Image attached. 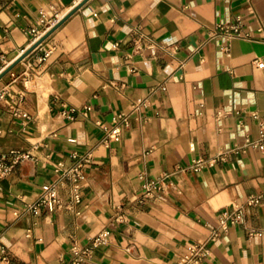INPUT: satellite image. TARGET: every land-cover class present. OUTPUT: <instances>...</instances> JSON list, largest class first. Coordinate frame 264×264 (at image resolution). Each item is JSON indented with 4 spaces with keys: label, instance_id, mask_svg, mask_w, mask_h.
I'll use <instances>...</instances> for the list:
<instances>
[{
    "label": "crops",
    "instance_id": "1",
    "mask_svg": "<svg viewBox=\"0 0 264 264\" xmlns=\"http://www.w3.org/2000/svg\"><path fill=\"white\" fill-rule=\"evenodd\" d=\"M81 1L0 0V66L31 46L44 15L62 18ZM238 14L252 37L233 39L228 54L210 27ZM261 22L264 0H88L1 78L9 93L0 101V151L33 157L0 178V242L9 255L0 264H75L73 246L104 228L109 241L81 264H178L237 205L244 219L210 241L203 264H264V199L248 203L264 195V149L244 146L264 120ZM71 108L75 118L64 113ZM121 110L130 124L108 146L102 124ZM75 151L94 154L80 202L56 170L73 165ZM223 152L200 171L191 166ZM164 177L166 187L143 200L146 179ZM47 182L71 207L28 209Z\"/></svg>",
    "mask_w": 264,
    "mask_h": 264
},
{
    "label": "built area",
    "instance_id": "2",
    "mask_svg": "<svg viewBox=\"0 0 264 264\" xmlns=\"http://www.w3.org/2000/svg\"><path fill=\"white\" fill-rule=\"evenodd\" d=\"M254 13V12H253ZM61 18L48 19L46 15L41 19V26L33 28L34 38L31 46L35 44L55 23ZM259 28L264 30V24L261 22ZM210 36L213 38H222L224 40L223 48L225 52L231 54L232 40L238 37L251 38L252 33L248 30L247 20L242 14H238L235 18H227L218 21L214 26L210 27ZM146 36L139 31L136 40V46L141 49L145 44ZM44 41L38 45L31 53L35 52L43 45ZM29 46V48L31 47ZM28 49V48H27ZM24 49L23 53L27 50ZM30 53V54H31ZM51 54V50L46 49L43 54L39 56L40 60H45ZM259 66L264 67V60L256 59ZM6 67L0 66V74ZM9 89L7 87L0 90V101L7 100ZM74 109H67L64 111L66 116L75 118ZM258 116V114H255ZM1 117V114H0ZM130 113L125 110L118 112L114 118L111 126H105L107 130V137L105 143L110 146L112 142L122 139L125 128L130 124ZM101 123V120H99ZM261 136L257 139L248 138L244 146H258L264 149V120L260 121ZM227 153H220L217 156L210 158L201 156L196 158L191 166L197 171L202 170L208 163H215L221 158H225ZM75 163L71 166H65L60 162L56 166V170L61 172L64 177L72 181V197L76 202L82 200V188L87 175V167L93 162L94 154L90 151L73 153ZM33 157L30 150L23 151L13 148L9 151H0V178L8 176L15 167L26 158ZM145 177V174H142ZM168 182L165 177L159 180L146 179L144 182L145 198L156 197L157 192L165 188ZM264 199L262 193L251 194L248 197V203L261 204ZM71 207V203L63 200L59 185L57 182H47L43 185L41 195L28 204V209L34 214H40L44 209L56 210ZM244 219V210L242 205H237L233 210L225 211L220 217L219 224L213 228L210 238L188 244L185 252H183L178 260V264H203L213 253V248L210 241L218 240L224 233H228L230 227ZM256 234H263V231H254ZM111 230L104 228L97 234L91 237V240L86 244H75L72 248L73 263L81 264L89 260L95 253L96 249L109 241ZM0 261H9L8 248L5 244L0 242Z\"/></svg>",
    "mask_w": 264,
    "mask_h": 264
},
{
    "label": "water",
    "instance_id": "3",
    "mask_svg": "<svg viewBox=\"0 0 264 264\" xmlns=\"http://www.w3.org/2000/svg\"><path fill=\"white\" fill-rule=\"evenodd\" d=\"M88 0H82L79 2L70 12L63 16L57 23H55L35 44L22 53L16 60H14L9 66H7L0 74V79L3 78L8 72H10L19 62H21L26 56H28L38 45L45 41L61 24H63L75 11H77Z\"/></svg>",
    "mask_w": 264,
    "mask_h": 264
}]
</instances>
